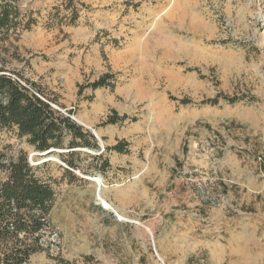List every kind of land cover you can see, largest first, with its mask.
<instances>
[{"label":"rangeland","instance_id":"374dc122","mask_svg":"<svg viewBox=\"0 0 264 264\" xmlns=\"http://www.w3.org/2000/svg\"><path fill=\"white\" fill-rule=\"evenodd\" d=\"M12 1L36 22L0 32V69L101 140L74 169L0 127V158L26 154L55 191L32 264H264V0H74L75 23L68 0Z\"/></svg>","mask_w":264,"mask_h":264},{"label":"trees","instance_id":"16d2710c","mask_svg":"<svg viewBox=\"0 0 264 264\" xmlns=\"http://www.w3.org/2000/svg\"><path fill=\"white\" fill-rule=\"evenodd\" d=\"M73 1L68 0L73 7L71 23L79 17ZM53 11L55 13L50 14V19L59 17L62 8L57 6ZM35 22L31 16L22 17L16 1L0 2V32L22 25L30 28ZM113 78L114 74L107 72L97 80L80 85L79 94L83 87L94 90L114 87ZM228 99L236 101L233 97ZM54 103L56 100L47 96L36 82L0 69V127L16 128L18 135L26 137L37 152L68 149V152H60L61 158L69 167L79 169L81 166L74 156L82 148H99L97 138L71 115L56 108ZM204 103L218 104L219 99L210 98ZM127 118V115L120 116L114 110L102 125L116 124ZM128 145L125 140H119L105 149L128 153ZM108 166L110 164L105 160L103 169ZM0 169L5 175L0 179V264H32V255L50 252L48 235L51 233L50 214L55 202L54 188L37 174L26 154L21 153L17 158H0ZM62 262L74 264L65 259Z\"/></svg>","mask_w":264,"mask_h":264},{"label":"bare ground","instance_id":"6f19581e","mask_svg":"<svg viewBox=\"0 0 264 264\" xmlns=\"http://www.w3.org/2000/svg\"><path fill=\"white\" fill-rule=\"evenodd\" d=\"M93 180L94 181H96L97 182V184H98V198L99 199H102V192H103V190H102V185H103V183H102V178H99V177H97V178H93ZM105 206L107 207V208H109V209H112V207H111V205L110 204H108V203H106L105 202Z\"/></svg>","mask_w":264,"mask_h":264},{"label":"crops","instance_id":"0c3cea01","mask_svg":"<svg viewBox=\"0 0 264 264\" xmlns=\"http://www.w3.org/2000/svg\"><path fill=\"white\" fill-rule=\"evenodd\" d=\"M139 23L142 24L141 21H138ZM135 26V29H134V34H133V37L139 39L143 34V31L141 30V28H139L138 26L134 25ZM117 124V123H116ZM111 125H114V124H111Z\"/></svg>","mask_w":264,"mask_h":264},{"label":"water","instance_id":"95a60500","mask_svg":"<svg viewBox=\"0 0 264 264\" xmlns=\"http://www.w3.org/2000/svg\"><path fill=\"white\" fill-rule=\"evenodd\" d=\"M90 130L95 134V136L97 137V139L100 140V136L98 135V133H96V131H94L93 129H90ZM54 151H55V149H51V150H48L46 152H37V151H35L36 152L35 154L48 155V154H51Z\"/></svg>","mask_w":264,"mask_h":264}]
</instances>
